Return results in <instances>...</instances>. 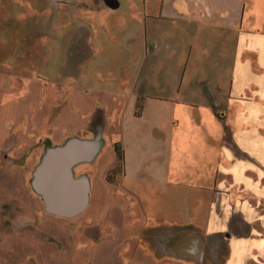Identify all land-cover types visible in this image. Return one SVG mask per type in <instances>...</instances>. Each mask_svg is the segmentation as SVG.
Segmentation results:
<instances>
[{
    "label": "crops",
    "instance_id": "1",
    "mask_svg": "<svg viewBox=\"0 0 264 264\" xmlns=\"http://www.w3.org/2000/svg\"><path fill=\"white\" fill-rule=\"evenodd\" d=\"M156 19L176 36L170 58L184 54L185 93L135 113L165 126H109L118 98L80 67L129 60L139 79ZM97 136L91 166L74 168L87 207L48 213L32 187L45 151ZM9 180L29 185L42 221L18 233L0 219V264H264V0H0V196Z\"/></svg>",
    "mask_w": 264,
    "mask_h": 264
},
{
    "label": "rangeland",
    "instance_id": "2",
    "mask_svg": "<svg viewBox=\"0 0 264 264\" xmlns=\"http://www.w3.org/2000/svg\"><path fill=\"white\" fill-rule=\"evenodd\" d=\"M123 21L127 23L129 20L123 18ZM162 22H166V25ZM142 23H144V21H142ZM149 26H156L159 28V32L154 30V32H156L155 36L149 35V38L153 36L158 47H156V51L153 50L154 48L150 47L148 56H146V52H144L143 74L139 79H135V72L132 74V67L129 60L113 64L112 66L101 64L95 67H80V69H84L86 77L90 76L88 78L90 80L87 82L82 78V80L77 81L78 84L87 82L92 87H106L110 92L112 91L113 96L118 98L115 101L114 99H110L112 105L110 104V108H108L110 111L109 126H165L166 124L163 122L162 113L156 115L152 114V112H147L146 109H144V114L140 117H137L135 113L141 110L142 105L144 108V105L147 103H149L151 108L154 106H164V104H166L163 101L154 100L152 98L154 95L168 96L167 93L169 94V91L170 93H185L183 88L180 89L179 83L182 70L185 66H183V68L177 67L182 52H176V56L170 58V47L175 42L176 36L169 35V32L163 29V27L170 26V21L161 19L148 20V27ZM43 68H45V70L43 69V77L47 76L50 81H55L57 67L51 68L49 66H43ZM35 70L36 68H33V71ZM98 73H101L102 78L98 76ZM189 76L190 75L187 77ZM147 77L150 79L151 83L147 82ZM141 78L142 82L140 80ZM59 79L61 80L62 77L60 76ZM149 83L150 89H148ZM145 87L146 93L144 92ZM155 87L156 89L152 92ZM185 115L187 114L177 113L175 117L182 120ZM171 117L173 116L170 114L169 121H171ZM188 117L187 123L190 122L192 118L191 115ZM172 123L173 122H171V125ZM182 123L183 120L181 126ZM184 124L185 123H183V125ZM111 139L112 138H110V140ZM118 141L120 142V138ZM40 151L41 149L39 147L33 148L31 162L28 164L31 169L36 165L37 155ZM121 157L122 156L119 157L115 154V161H120L122 159ZM23 166V162H18L13 165V167L17 169ZM83 166H91V164L86 163ZM119 166H121V163ZM119 166L117 168H119ZM114 171H117V169ZM5 183L6 185L4 187L7 188L6 192H8V194L0 196V219L7 220L8 218L14 217L15 220H12V218L11 221H14V228L18 233L36 231L42 221V218L38 215L39 208H42L38 197L32 193L28 184L25 190H20L17 189V182L15 180H9ZM14 190H16V193H14ZM71 227L70 231L72 229Z\"/></svg>",
    "mask_w": 264,
    "mask_h": 264
},
{
    "label": "water",
    "instance_id": "3",
    "mask_svg": "<svg viewBox=\"0 0 264 264\" xmlns=\"http://www.w3.org/2000/svg\"><path fill=\"white\" fill-rule=\"evenodd\" d=\"M101 146L99 136L92 140L72 138L45 151L34 170L32 187L41 196L48 213L70 218L87 207L89 180L87 176L76 177L74 168L93 161Z\"/></svg>",
    "mask_w": 264,
    "mask_h": 264
},
{
    "label": "trees",
    "instance_id": "4",
    "mask_svg": "<svg viewBox=\"0 0 264 264\" xmlns=\"http://www.w3.org/2000/svg\"><path fill=\"white\" fill-rule=\"evenodd\" d=\"M114 151L119 157L122 156L120 148L117 145L114 146Z\"/></svg>",
    "mask_w": 264,
    "mask_h": 264
}]
</instances>
